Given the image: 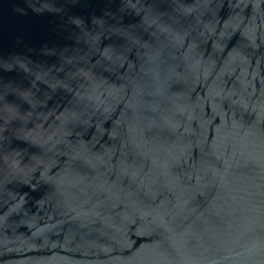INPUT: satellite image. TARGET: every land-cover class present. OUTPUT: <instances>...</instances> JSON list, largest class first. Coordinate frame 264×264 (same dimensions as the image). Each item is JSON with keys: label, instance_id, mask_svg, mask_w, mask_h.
Returning <instances> with one entry per match:
<instances>
[{"label": "water", "instance_id": "1", "mask_svg": "<svg viewBox=\"0 0 264 264\" xmlns=\"http://www.w3.org/2000/svg\"><path fill=\"white\" fill-rule=\"evenodd\" d=\"M0 264H264V0H0Z\"/></svg>", "mask_w": 264, "mask_h": 264}]
</instances>
